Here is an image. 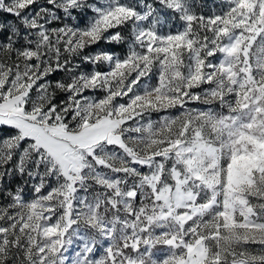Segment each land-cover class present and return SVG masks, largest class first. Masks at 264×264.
I'll use <instances>...</instances> for the list:
<instances>
[{
  "label": "snow or ice",
  "instance_id": "1",
  "mask_svg": "<svg viewBox=\"0 0 264 264\" xmlns=\"http://www.w3.org/2000/svg\"><path fill=\"white\" fill-rule=\"evenodd\" d=\"M203 7L0 0V264H264V0Z\"/></svg>",
  "mask_w": 264,
  "mask_h": 264
},
{
  "label": "trees",
  "instance_id": "2",
  "mask_svg": "<svg viewBox=\"0 0 264 264\" xmlns=\"http://www.w3.org/2000/svg\"><path fill=\"white\" fill-rule=\"evenodd\" d=\"M89 3H95L96 0H88ZM196 4L198 5H204L203 7V11L205 13V15L209 14L210 10L212 8H216V10H219L220 7V2L221 0H195ZM159 7V5H158ZM199 10V9H198ZM60 15L63 17V13L61 12ZM92 15V13L89 11L86 15H84L81 19V25L83 26L85 23H87L88 18ZM62 23H69V24H73L74 21L72 20H64V21H53V25H60ZM176 27H179L180 25L177 23L175 25ZM120 31H122V34L127 38L129 36V31L130 28L129 27H125L123 29H120ZM106 49L115 53H123L125 51V49L127 48V44L126 43H121V44H116V43H105L104 41H101L100 43H98L97 45H94L92 47H89L86 49V51H89V54L95 52L97 49ZM92 68L91 64H82L81 68L78 71H88ZM65 77V74H63V72L61 71H57V76L56 73L53 76L54 80H52L53 82L55 80H59ZM153 83H155V78H153ZM199 106H205L203 104H199ZM28 178L25 176L24 179H21L19 176H17L10 185H8V187H11L13 189H15V187L17 185H22L24 186V196L25 199H31L32 198V183L34 181L28 180L27 185H24V181L27 180ZM38 182V181H35ZM3 203H7V200L4 199Z\"/></svg>",
  "mask_w": 264,
  "mask_h": 264
},
{
  "label": "rangeland",
  "instance_id": "3",
  "mask_svg": "<svg viewBox=\"0 0 264 264\" xmlns=\"http://www.w3.org/2000/svg\"><path fill=\"white\" fill-rule=\"evenodd\" d=\"M40 3L43 4L44 0H40ZM36 7L38 8L39 5H37ZM157 7H158V5H157ZM7 22H16V21H15V18L13 16H11L9 14H6V13H3V12H0V23H7ZM59 26H62V24L53 25V22H52L49 25V27H51V28H55V27H59ZM7 34L8 33L5 32L3 35L6 36ZM88 53H89V51H86V49H85L84 52L82 53L81 57H76V58L73 59V63H80L81 59H82V56L83 55H87ZM0 58H3V54L2 53H0ZM61 72H63V71H61ZM55 73H56V76H57V72H55ZM55 73L49 76V80H51V81L54 80L53 76L55 75ZM63 74H65V72H63ZM64 98H65V96H64L63 93H57V102L59 100L64 99ZM199 104H201V103H199V102H191L188 105V107L189 108H201V109L205 108V107H208L206 105L205 106H199ZM177 114H178V112L176 110H172L171 112H163V113H160V114H153L152 119L153 120H159L160 116H162V115H177ZM4 131H5V134H6V130H4ZM81 194H83V193H81ZM3 200H4L3 198H0V203H3L4 202ZM80 246H81L80 241L77 238L74 237L73 238V244L71 246H69V252L67 254L74 258L75 252L79 250ZM258 247L259 246L253 245V246H251L250 250H252L254 252L258 251ZM101 254H102V249H101L100 252L97 253V256H99Z\"/></svg>",
  "mask_w": 264,
  "mask_h": 264
}]
</instances>
